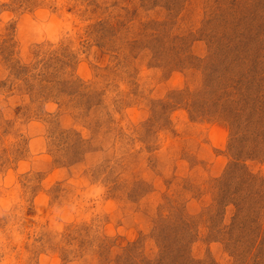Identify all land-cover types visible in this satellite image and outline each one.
I'll use <instances>...</instances> for the list:
<instances>
[{
  "label": "rangeland",
  "instance_id": "374dc122",
  "mask_svg": "<svg viewBox=\"0 0 264 264\" xmlns=\"http://www.w3.org/2000/svg\"><path fill=\"white\" fill-rule=\"evenodd\" d=\"M6 256L264 264V0H0Z\"/></svg>",
  "mask_w": 264,
  "mask_h": 264
},
{
  "label": "clouds",
  "instance_id": "9594fccd",
  "mask_svg": "<svg viewBox=\"0 0 264 264\" xmlns=\"http://www.w3.org/2000/svg\"><path fill=\"white\" fill-rule=\"evenodd\" d=\"M51 27H52L51 25L38 24L36 26V29L35 30H36L37 33H40L42 29L47 30V29H50ZM100 191H101V189H97L96 190V194L99 195V192ZM8 203H9V201H7V200H4L3 201V204L5 206H7ZM17 239H19V236L17 237ZM0 264H10V258L6 256L3 260H0Z\"/></svg>",
  "mask_w": 264,
  "mask_h": 264
}]
</instances>
